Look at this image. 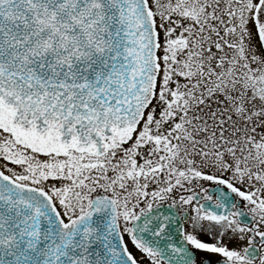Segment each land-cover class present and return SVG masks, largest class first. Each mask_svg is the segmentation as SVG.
I'll list each match as a JSON object with an SVG mask.
<instances>
[{"label": "snow or ice", "instance_id": "obj_1", "mask_svg": "<svg viewBox=\"0 0 264 264\" xmlns=\"http://www.w3.org/2000/svg\"><path fill=\"white\" fill-rule=\"evenodd\" d=\"M0 264H264V0H0Z\"/></svg>", "mask_w": 264, "mask_h": 264}]
</instances>
